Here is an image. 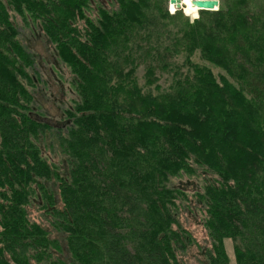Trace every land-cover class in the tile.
<instances>
[{
    "label": "trees",
    "instance_id": "obj_1",
    "mask_svg": "<svg viewBox=\"0 0 264 264\" xmlns=\"http://www.w3.org/2000/svg\"><path fill=\"white\" fill-rule=\"evenodd\" d=\"M167 3L0 0V264H182L185 174L204 179L208 264H229L225 239L233 264H264V0L193 21ZM20 30L71 76L64 126L32 114Z\"/></svg>",
    "mask_w": 264,
    "mask_h": 264
},
{
    "label": "rangeland",
    "instance_id": "obj_2",
    "mask_svg": "<svg viewBox=\"0 0 264 264\" xmlns=\"http://www.w3.org/2000/svg\"><path fill=\"white\" fill-rule=\"evenodd\" d=\"M219 7V6H218ZM218 9V8H217ZM167 11L170 12L167 3ZM183 15L187 16L190 21H193L199 16L187 15L183 8L180 10ZM22 39L27 41L28 46L37 52L38 55V70L37 79L34 78V85H31V91L34 98V107H32V114L37 120H42L54 126H64L65 118L62 117L63 109L72 105L76 98L74 88L70 81V74L62 65L56 63L52 57L53 46L44 41L42 34L38 31L29 33L27 30H20ZM42 37H40V35ZM43 38V39H42ZM195 61L204 63L210 66L214 73H223L219 68L212 66L210 63L199 58L198 55L194 57ZM143 67L140 66L137 75L140 84L143 83ZM35 76V77H36ZM162 87H166L169 80H161ZM51 141V138L46 136L44 144ZM51 149H43L44 154L52 157L58 163L59 153L55 149L53 153H49ZM206 179L210 175L205 176ZM174 184L180 187L184 193L181 201H178L179 207L176 208V218L182 228L191 236L195 243L189 246L181 256H179L182 264H208L206 252L210 247V239L207 236V231L204 226V218L206 216L204 205L199 201L198 196H195L196 191L201 192V185L204 179L199 175H182L174 179ZM31 219H36V214L42 213L38 211L35 205H31L28 209ZM48 225V224H47ZM50 225V224H49ZM50 230H54L50 226ZM224 251L228 255L229 264L235 262L234 248L230 239L223 241Z\"/></svg>",
    "mask_w": 264,
    "mask_h": 264
},
{
    "label": "water",
    "instance_id": "obj_3",
    "mask_svg": "<svg viewBox=\"0 0 264 264\" xmlns=\"http://www.w3.org/2000/svg\"><path fill=\"white\" fill-rule=\"evenodd\" d=\"M183 0H168V5H175L176 9H182ZM193 7H197L198 10H216L219 6V0H191Z\"/></svg>",
    "mask_w": 264,
    "mask_h": 264
},
{
    "label": "clouds",
    "instance_id": "obj_4",
    "mask_svg": "<svg viewBox=\"0 0 264 264\" xmlns=\"http://www.w3.org/2000/svg\"><path fill=\"white\" fill-rule=\"evenodd\" d=\"M185 3L188 4V7L184 9L185 13H191L193 16L197 14V7H193V4L190 2V0H185Z\"/></svg>",
    "mask_w": 264,
    "mask_h": 264
},
{
    "label": "bare ground",
    "instance_id": "obj_5",
    "mask_svg": "<svg viewBox=\"0 0 264 264\" xmlns=\"http://www.w3.org/2000/svg\"><path fill=\"white\" fill-rule=\"evenodd\" d=\"M191 2V0H190ZM183 4V10L186 9L188 7V4L185 3V0L182 1ZM198 9V8H197ZM185 12V11H184ZM187 15H192L191 13H186ZM197 15V14H196ZM193 71V70H192Z\"/></svg>",
    "mask_w": 264,
    "mask_h": 264
}]
</instances>
